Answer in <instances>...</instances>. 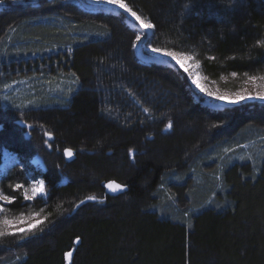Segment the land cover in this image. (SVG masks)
<instances>
[{
  "label": "trees",
  "instance_id": "16d2710c",
  "mask_svg": "<svg viewBox=\"0 0 264 264\" xmlns=\"http://www.w3.org/2000/svg\"><path fill=\"white\" fill-rule=\"evenodd\" d=\"M124 2L155 26L154 48L191 56L206 82L237 88L245 73L264 76V47L257 44L264 40V0ZM2 4L0 47L12 31L19 42L71 44L64 69L81 89L63 105L69 111L54 116L51 141L40 134L47 168L41 176L49 185L47 201L37 204L41 224L1 238L0 264H67L68 251L70 264H264V152L254 162H222L219 182L204 173L223 150L264 135V105L215 110L195 100L181 70L140 61L124 14L57 21L30 12V0ZM6 63L0 55V68ZM169 121L173 131L163 133ZM12 126L20 131L14 140L31 147L26 156L18 149L29 169L35 143L19 125L5 123L0 143L9 142ZM110 182L126 187L111 193ZM88 196L101 201L73 213Z\"/></svg>",
  "mask_w": 264,
  "mask_h": 264
},
{
  "label": "rangeland",
  "instance_id": "374dc122",
  "mask_svg": "<svg viewBox=\"0 0 264 264\" xmlns=\"http://www.w3.org/2000/svg\"><path fill=\"white\" fill-rule=\"evenodd\" d=\"M2 6L4 4L0 3V12ZM34 10L40 11L41 15L52 16L57 21L59 18L71 20L67 17V14L88 15L100 11L111 14H124L127 24L136 31L137 35L141 36L139 41L136 40L134 46L135 54L140 61L145 63L157 62L181 70L187 78L195 100L201 101L204 105L210 106L215 110L252 104L264 105V100L260 99H245L233 104L201 92L193 84V77H199L205 88L229 95L246 89L247 92L255 96V93L260 89L255 87L252 82L246 83L247 80L237 88H227L217 82L208 83L192 59L185 61V64L189 66L186 72L171 57L152 51L154 47L150 44L149 40L152 29L140 28L139 23L129 13L115 5L107 3L106 0H30L29 11ZM52 18L48 19V22H51ZM13 33L14 31L5 35L0 47V55L4 59H7L8 62L4 69L0 68V129L5 123H16L24 130V133H22L26 139L32 141L33 144L35 143V149L32 156L28 158L27 165L29 169H27L25 163L23 164V157L18 153V149L23 150L25 156L32 150H30L31 147L23 148L21 144L16 142L17 139L14 140V134H16L14 132L18 134L20 132L18 131V127H11L12 135L7 134L6 136L7 141H9L8 143H0V191L5 195L14 197L12 202L0 200V207L4 209L0 211V221H3L5 218L12 220L22 214L28 217L39 213V216H34V221L39 220L40 223L32 231L5 235L0 237V239L29 234L35 231L41 224V209L37 204L47 201L49 197V185L41 176V174L46 172L47 168L44 158L40 153L42 152L39 146L42 143L40 142V134L48 142L51 141L53 132L58 131L54 127V116L57 117L62 111H69L63 105L81 89L79 80L72 73L66 72L64 69L66 56L72 52L71 44L66 42L61 45L34 39L32 42H19L17 36ZM189 73H192V76ZM256 84H264V81L258 80ZM127 96H129V100L135 103V99L130 94H127ZM128 106H131V104ZM61 122L59 121V125L62 124ZM169 123L172 124L171 128L167 127ZM55 125H58V123H55ZM172 131L173 123L169 121L164 126L163 133H171ZM260 132L256 133V136L249 141H244L223 150L220 154V159L213 157L214 159L208 161L204 166V173L209 178H214L219 182L223 169L222 162L225 163L226 160H229V162H254L257 160L264 152V135H261ZM129 154L131 160H133L136 151L131 150ZM58 173L60 174L59 184L64 185L67 182V175L61 169L58 170ZM40 180L44 181V192H38L32 199H25L24 192L27 191L31 195L33 184ZM17 184L22 185V187L16 188ZM108 184H106V189L111 193H118L124 189L113 192L107 187ZM15 203H19L24 209L21 211L10 210L9 207ZM28 223L26 221L23 224H16L12 231H15V228H27ZM66 262L70 264V261L66 260Z\"/></svg>",
  "mask_w": 264,
  "mask_h": 264
},
{
  "label": "snow or ice",
  "instance_id": "6c2138e0",
  "mask_svg": "<svg viewBox=\"0 0 264 264\" xmlns=\"http://www.w3.org/2000/svg\"><path fill=\"white\" fill-rule=\"evenodd\" d=\"M107 3L112 4L117 6L120 9H123L125 12L129 13L138 23L140 28L142 29H153L155 26L151 23L150 20L147 19H143L140 15L137 14L136 11H133L132 8H130L128 6V4H126L124 2V0H106ZM234 2V0H233ZM0 3H3V0H0ZM190 7V5H189ZM141 39L140 35L136 36V40L139 41ZM259 47H264V40H260L257 42ZM153 52L156 53H161L163 55L169 56L172 59H174L181 68H183L186 72L188 71V67L185 64L186 60H190L192 59L191 56H182L179 55L177 52L175 51H169V50H165V49H161V48H152ZM196 67H199V63H197L195 65ZM190 76H192V73H189ZM233 76L236 75V73H232ZM245 76L247 77V82H252L254 84L255 87H257L258 90L255 93V96H253L251 93L247 92L246 89H242L240 91H236L235 93L229 95L227 93H220L219 91H212L209 90L207 88L204 87V85L201 83L199 77H193L192 82L193 84L196 85L197 88L200 89L201 92H205L208 96H212L215 97L216 99L222 100V101H227L229 103H239L242 100L245 99H260V100H264V84H256V82L259 81H264V76H249L247 73H245ZM145 111H147V109H145ZM168 128L172 127V124L169 123L167 125ZM72 152L71 150H65V155L71 157L72 156ZM243 158V157H242ZM250 159V157H248ZM16 188H21L22 185L17 184L15 186ZM107 187L112 190L113 192L117 191V190H122L124 187V185H120V184H116L114 182H110ZM38 192H44V181L40 180V181H36L33 186H32V190H31V195H29V193L27 191L24 192V198L25 199H32L33 197H35L37 195ZM14 199V197H11L9 195H5L2 191H0V200H4V201H8V202H12V200ZM87 200H95L96 197L95 196H88L86 197ZM84 201H81V204H83ZM4 209L2 207H0V211H3ZM34 216H39V213H35L33 216H28L25 217L23 214L20 215L17 218H14L12 220H9L8 218L3 219V221H0V237H3L5 235H15L17 233H27L29 231H32L33 229L36 228L37 224L40 223L39 220H35L34 221ZM26 221H28V227L27 228H15V231H12L13 227L16 224H23ZM34 221V222H33ZM80 241V237L76 238V243H79ZM73 256V252L72 251H68L64 254V257L66 260L71 261V258Z\"/></svg>",
  "mask_w": 264,
  "mask_h": 264
},
{
  "label": "water",
  "instance_id": "95a60500",
  "mask_svg": "<svg viewBox=\"0 0 264 264\" xmlns=\"http://www.w3.org/2000/svg\"><path fill=\"white\" fill-rule=\"evenodd\" d=\"M82 201V200H81ZM81 201L74 207L73 213H75L79 208H81L83 205L89 203V202H99L100 199L96 198L95 200H87L86 198L83 199L84 203L81 204Z\"/></svg>",
  "mask_w": 264,
  "mask_h": 264
}]
</instances>
